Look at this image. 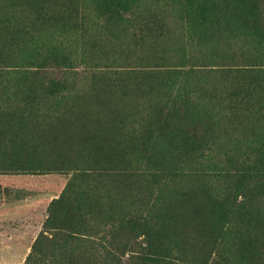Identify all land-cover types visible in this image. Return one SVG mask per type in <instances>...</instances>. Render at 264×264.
Returning <instances> with one entry per match:
<instances>
[{
    "label": "rangeland",
    "instance_id": "1",
    "mask_svg": "<svg viewBox=\"0 0 264 264\" xmlns=\"http://www.w3.org/2000/svg\"><path fill=\"white\" fill-rule=\"evenodd\" d=\"M125 1L110 18L93 0H0V264H104L119 244L126 263L135 214L165 217L196 262L264 264L234 244L264 254L262 191L224 175L264 155V0ZM242 194L233 223L221 208Z\"/></svg>",
    "mask_w": 264,
    "mask_h": 264
},
{
    "label": "trees",
    "instance_id": "2",
    "mask_svg": "<svg viewBox=\"0 0 264 264\" xmlns=\"http://www.w3.org/2000/svg\"><path fill=\"white\" fill-rule=\"evenodd\" d=\"M258 0L252 1L253 7ZM261 1V0H259ZM95 2L97 9L106 13V15L110 18H116L121 15V11L127 12V3L125 0H93ZM249 7V6H248ZM203 11V15H207L208 19L214 17L213 10L210 13L206 9H201ZM206 10V11H205ZM220 14V11L218 12ZM224 14V13H222ZM259 17H261L262 21L264 22V18L262 17L261 11H259ZM57 55V54H56ZM56 62V56L53 57ZM62 62V60L57 61ZM51 83L47 87V93L50 95H55L60 92L59 82L50 80ZM34 94H36V89L32 85L29 88ZM31 92L27 95L30 97ZM186 94V93H185ZM258 155V159L260 162V167L257 168L256 166L254 169H248L249 165H253L249 163L244 169H235L234 171H228L224 175H228L229 177H233L238 182L239 188H246L248 183L252 182L253 180L258 184L259 188L262 191V196L264 197V155L260 153H256ZM178 167L176 169H168V171L163 170L161 168L156 174L155 178H171L179 174ZM167 173V175H165ZM248 191V190H247ZM242 199H235L231 200V205L228 208L222 207L221 215L227 216V218L233 219V223L235 220H242L244 219V209L247 208V197L245 194L241 195ZM66 203V205H64ZM56 205H64V207H72L74 210H78V215L74 216V219H69V223L71 227H80L81 222L77 217L82 214V209H80V205L76 204V200L63 196V199L56 201ZM70 205V206H69ZM77 208V209H76ZM64 210V208L62 209ZM133 218H127V216L123 215L120 218L121 226L123 229L127 228L129 231L138 232L144 230V240L143 245H139L137 248L138 250L134 251V255L128 257V262H124L121 257H124L122 250H125L124 244H119L118 247L107 246V248H103L104 250L98 254V258L101 259V262L104 264H206L204 262H196L194 257L193 250L185 252L182 249V246L177 242L179 241V235H175L173 231L167 229L168 224L170 221L166 222L165 217H157L156 220L148 219L145 215L142 214L133 215ZM250 221V218L247 219ZM148 237V238H147ZM245 236L240 234L238 236V241L234 244L237 246V253L241 258L245 259H252L257 260L264 257L262 254V250L258 248H253L250 241L244 242ZM135 245V244H134ZM251 248H253L251 250ZM261 253V255H260ZM117 260V261H114Z\"/></svg>",
    "mask_w": 264,
    "mask_h": 264
},
{
    "label": "bare ground",
    "instance_id": "3",
    "mask_svg": "<svg viewBox=\"0 0 264 264\" xmlns=\"http://www.w3.org/2000/svg\"><path fill=\"white\" fill-rule=\"evenodd\" d=\"M102 105H103V104H102ZM105 107H106V106H105ZM109 107H110V106H109ZM103 108H104V107H103ZM106 108H107V107H106ZM112 109H114V108H111V110H112ZM102 110H103V109H102ZM104 110H105V109H104ZM107 111H108V110H107ZM109 111H110V110H109ZM112 111H113V110H112ZM84 124H85V122H84ZM90 132H91V131H90ZM91 134H92V133H91ZM93 134H94V132H93ZM93 134H92V135H93ZM94 135H95V134H94ZM96 135H97V134H96ZM96 135H95V137H96Z\"/></svg>",
    "mask_w": 264,
    "mask_h": 264
}]
</instances>
